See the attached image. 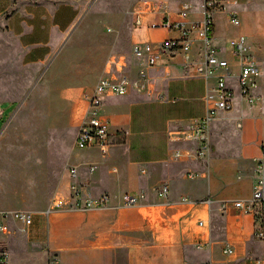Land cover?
I'll return each mask as SVG.
<instances>
[{
  "label": "crops",
  "instance_id": "obj_1",
  "mask_svg": "<svg viewBox=\"0 0 264 264\" xmlns=\"http://www.w3.org/2000/svg\"><path fill=\"white\" fill-rule=\"evenodd\" d=\"M89 1L0 0V48L8 50L2 43L14 42L22 52V63L47 65L90 13ZM159 1L167 3L164 11H156L159 5L150 0H137L132 10L131 50L111 55L100 75L126 76L139 85L130 86L124 96L105 97L101 115L110 124L107 153L97 147L72 146L71 166L77 167L85 193L109 194L111 203L101 209L56 210L48 223L43 212V216L35 214L34 224L26 231L42 253L39 264H45L48 254L57 255L61 264H248L252 260L264 264V238L255 235V216L232 205L235 200L249 199L258 171L264 175L262 78L253 105L231 82L233 109L220 113L210 126L209 158L196 156L197 143L185 134L206 116L207 85L213 82L207 84L196 72L199 42L187 61L182 51L171 54L160 47L177 34L152 25L166 15L177 19L183 2L194 6L190 21L200 20L203 0ZM245 2L255 6L244 16L239 8V27L251 48L255 45L264 57V0ZM135 12H141V26L134 23ZM217 21L222 23L224 17L217 16ZM136 44H151L159 56L158 65L148 67L134 56ZM260 66L262 77L264 67ZM93 88L83 94L78 127L87 114ZM76 93L68 90L66 96ZM68 179L67 175L62 189ZM162 183L169 186L167 200L159 199L154 191ZM140 192L146 197L139 204L122 205L124 194ZM208 199L213 202L209 204ZM226 248L233 253L225 254Z\"/></svg>",
  "mask_w": 264,
  "mask_h": 264
},
{
  "label": "rangeland",
  "instance_id": "obj_2",
  "mask_svg": "<svg viewBox=\"0 0 264 264\" xmlns=\"http://www.w3.org/2000/svg\"><path fill=\"white\" fill-rule=\"evenodd\" d=\"M150 1L167 8L164 1ZM91 2L78 31L43 67L22 63L18 44L2 43L8 50L0 48V210H29L43 216L74 161L70 156L83 115V94L97 83L111 55L131 50L137 0ZM253 6L238 0L235 8L244 16ZM217 16L224 21L218 23ZM241 34L244 30L233 26L225 13L216 15L214 45L227 48L225 57L232 65L236 59L229 41ZM252 53L264 67L255 45ZM233 71L235 76L239 72ZM261 78L264 93V75ZM68 90L77 93L67 97ZM13 229V234L0 232V248L7 249L13 264H39L42 253L29 240L31 235Z\"/></svg>",
  "mask_w": 264,
  "mask_h": 264
},
{
  "label": "built area",
  "instance_id": "obj_3",
  "mask_svg": "<svg viewBox=\"0 0 264 264\" xmlns=\"http://www.w3.org/2000/svg\"><path fill=\"white\" fill-rule=\"evenodd\" d=\"M238 0H203L200 6L201 19L190 21V15L194 6L190 2H183L178 11L177 19H170L168 15L159 23L153 24L154 28H164L177 35L164 40L161 44L162 51L176 53L182 51L185 59H192V50L199 42V60L195 63L198 75L208 82L207 94L205 97L207 104L206 116L196 122L191 130L185 134L189 141L197 143L196 156L208 159L211 154L210 126L212 122L222 112H230L234 106V88L231 85L235 81L236 86L243 98H246L250 105L255 103V91L259 87L261 78V66L258 59L253 55L252 48L243 34L231 38L229 46L231 54L236 59L232 65L225 57L227 48H220L214 45L215 17L218 13H225L230 23L239 27L241 19L239 12L235 8ZM154 7V6H153ZM165 10V9H164ZM160 6L156 11H164ZM167 14V12L165 11ZM134 23L142 25L141 12L134 13ZM133 54L139 59H143L148 67L158 65L159 56L155 54L153 46L146 44L133 46ZM234 69L239 72L235 76ZM137 83H132L128 77L119 78L101 76L95 84L92 93L88 96L87 114L79 126L76 134L74 146L78 149L97 147L102 154H106L110 146V124L101 115V108L105 97L108 95L124 96L129 87ZM180 156L179 153L176 154ZM94 170V167H91ZM68 182L65 189L56 193L51 199L48 208L43 212L46 221L48 216L60 209H101L110 205L111 196L101 194L92 196L85 193L83 186L78 181V170L76 166L68 167ZM157 197L167 200L169 197V186L166 183L157 185L154 188ZM146 197L145 192L139 194H124L122 205L135 206ZM211 204L213 201L208 199ZM232 205L246 213L253 214L257 221V231L255 235L263 239L264 230V175L262 170L258 171V177L253 186L252 195L247 200H235ZM226 204H222L225 210ZM35 212L29 210H0V232L13 234L16 228L20 232H26L33 224ZM225 254H232L230 248L224 249ZM0 264H10V255L6 248H0ZM45 264H61L60 259L55 254H48ZM248 264H262L261 260H252Z\"/></svg>",
  "mask_w": 264,
  "mask_h": 264
},
{
  "label": "water",
  "instance_id": "obj_4",
  "mask_svg": "<svg viewBox=\"0 0 264 264\" xmlns=\"http://www.w3.org/2000/svg\"><path fill=\"white\" fill-rule=\"evenodd\" d=\"M90 7V6H89ZM89 7L87 8V9H89ZM77 25H78V22L75 24V26L72 28V30H71V32H70V34L68 35V37L71 35V33L74 31V29L77 27ZM10 121V120H9ZM8 121V122H9ZM3 131V130H2Z\"/></svg>",
  "mask_w": 264,
  "mask_h": 264
}]
</instances>
